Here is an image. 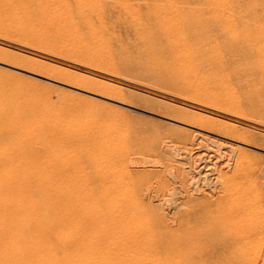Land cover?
<instances>
[{
	"label": "rangeland",
	"instance_id": "rangeland-1",
	"mask_svg": "<svg viewBox=\"0 0 264 264\" xmlns=\"http://www.w3.org/2000/svg\"><path fill=\"white\" fill-rule=\"evenodd\" d=\"M29 1L13 0L11 18L0 13V185L26 188L37 210L62 205L41 210L49 236L97 264H264V227L256 234L264 223V0ZM51 23L55 34L36 33L35 24ZM190 85L220 103L194 109ZM220 104L230 113L218 114ZM126 196L153 221L134 228L139 237L172 234L169 253L111 245L108 206ZM154 228L161 231L145 235Z\"/></svg>",
	"mask_w": 264,
	"mask_h": 264
},
{
	"label": "bare ground",
	"instance_id": "bare-ground-1",
	"mask_svg": "<svg viewBox=\"0 0 264 264\" xmlns=\"http://www.w3.org/2000/svg\"><path fill=\"white\" fill-rule=\"evenodd\" d=\"M3 1V0H2ZM1 0H0V2H2ZM14 1H16L17 2V0H14ZM30 1H32V0H30ZM29 1V2H30ZM55 1V0H54ZM109 1V0H108ZM142 1V0H141ZM165 1V0H164ZM208 1V0H207ZM216 0H214V2H215ZM219 1V0H218ZM218 1H216V2H218ZM7 2H9V5H10V7H8L7 8V10L5 11V8L6 7H4L3 9H0V13H2V16H3V13H4V15H5V17H6V15L8 16V17H10L11 18V16H13V12H10V11H8V9H12L11 8V6H13L12 4H13V0H9V1H7ZM75 2V1H74ZM142 2H144V1H142ZM170 3H171V0L169 1ZM173 2V1H172ZM206 2V1H205ZM208 2H210V1H208ZM213 2V3H214ZM258 2V1H257ZM38 3V2H37ZM150 3V2H149ZM31 4V3H30ZM144 4V3H143ZM165 4V3H164ZM214 4H216V3H214ZM217 4H220L219 2L217 3ZM6 5H7V3H6ZM17 5H18V3H17ZM155 6H156V4H154ZM161 6H163L162 4H160ZM209 5V4H208ZM1 6V5H0ZM8 6V5H7ZM20 6V5H19ZM169 6V5H168ZM171 6V5H170ZM216 6V5H215ZM217 6H219V5H217ZM21 9H20V11L19 12H21V11H23V9H22V4H21ZM58 7V6H57ZM67 7V6H66ZM144 7V6H143ZM164 7H165V5H164ZM163 7V8H164ZM220 8H221V6H219ZM237 7V6H236ZM16 8H19V7H16ZM56 8V7H55ZM161 8V7H160ZM171 8V7H170ZM37 9H39V8H37ZM60 9V8H59ZM154 9V8H153ZM166 9H168V8H166ZM31 10V9H30ZM76 10V9H75ZM157 10V9H156ZM17 11V10H16ZM29 11V10H28ZM38 11V10H37ZM122 11H123V8H122ZM30 12V11H29ZM36 12V11H35ZM137 12V11H136ZM163 12H165V14H168L166 11H163ZM171 12V11H170ZM169 12V13H170ZM24 13V12H23ZM37 13V12H36ZM30 14V13H29ZM40 14L41 15H43L41 12H40ZM209 14V13H208ZM236 14V13H235ZM21 15V14H20ZM25 15V14H24ZM38 15H39V13H38ZM156 15V14H155ZM162 15H164V14H162ZM27 16V15H26ZM167 16H169V15H167ZM166 15L164 16V18L163 19H165V17H167ZM172 16V15H171ZM240 16V15H239ZM4 17V16H3ZM33 17H34V15H33ZM113 17V16H112ZM154 17V16H153ZM236 17V16H235ZM24 18V17H23ZM26 18V17H25ZM41 18V17H40ZM47 18V17H46ZM122 18H124V17H122ZM127 18H129V17H127ZM168 18V17H167ZM2 19H4V18H2ZM8 19V18H7ZM17 19V18H16ZM125 19V18H124ZM168 19H170V17L168 18ZM6 20V19H5ZM5 20H2V22L3 21H5ZM51 20V19H50ZM157 20V18L155 19V17H154V21H156ZM167 20V19H166ZM170 20H172V19H170ZM7 21V20H6ZM39 21V19L37 20V22ZM126 21V20H125ZM135 21H137V19L135 20ZM139 19H138V22H137V25H138V23H139ZM160 21H162V20H160ZM165 21V20H164ZM172 21H174V20H172ZM15 22V21H14ZM13 22V24H16V23H14ZM119 22V21H118ZM28 23V22H27ZM47 23H48V21H47ZM160 23H163L164 25H165V22H160ZM166 23H168V21H166ZM170 23V22H169ZM168 23V24H169ZM6 24H9V22L8 23H6ZM6 24L4 23V28H6ZM12 24V23H11ZM10 24V25H11ZM52 24H54V23H51V25H45V24H38V25H34V27H36V29L35 30H37V34L42 30V31H46V32H49V34H50V29L49 28H52L53 26H52ZM141 24V23H140ZM139 24V25H140ZM154 24V23H153ZM157 25H158V23H156ZM155 24V25H156ZM167 24V25H168ZM172 24V23H171ZM170 24V25H171ZM27 25V24H26ZM136 25V26H137ZM167 25H165V27L167 28ZM52 26V27H51ZM160 26V25H159ZM163 26V25H162ZM169 26V25H168ZM172 26H173V24H172ZM172 26H170V27H172ZM174 26H175V22H174ZM164 27V26H163ZM169 27V28H170ZM211 27V26H210ZM20 28H22V27H20ZM56 28H57V26H56ZM77 28V27H76ZM169 28H167L168 30H169ZM9 29V28H8ZM26 29V28H25ZM61 29H63V28H61ZM73 29H74V27H73ZM172 29V28H171ZM5 30V29H4ZM50 30V31H49ZM59 30V29H58ZM71 30V29H70ZM75 30V29H74ZM73 30V31H74ZM172 30H174V27H173V29ZM8 31V30H7ZM30 31V30H29ZM56 31V30H55ZM55 31H51V34H53V32H54V34H55ZM63 31V30H62ZM67 31V30H66ZM68 31H69V29H68ZM77 31V30H76ZM170 31V30H169ZM168 31V32H169ZM123 32V31H122ZM151 32V31H150ZM164 32V31H163ZM167 32V33H168ZM175 32V31H174ZM108 33V32H107ZM125 33V32H124ZM131 33V32H130ZM172 33H173V31H171V35H172ZM72 34V36L74 35L73 33H71ZM76 34H77V32H76ZM91 34V33H90ZM89 34V35H90ZM127 34V33H126ZM33 35H35V34H33ZM47 35V34H46ZM64 35V34H63ZM68 35V34H67ZM78 35V34H77ZM76 35V36H77ZM124 35V34H123ZM169 35V34H168ZM13 36V35H12ZM50 37V35H47V38H49ZM51 36H53V35H51ZM90 36H92V34L90 35ZM94 36H95V34H94ZM161 36H163L164 37V35H161ZM170 36V35H169ZM44 37V36H43ZM89 37V36H88ZM46 38V37H45ZM50 38H52V37H50ZM16 39V38H15ZM34 39H37V38H34ZM94 39V38H93ZM14 40V39H13ZM38 40V39H37ZM84 40V39H83ZM86 40H87V38H86ZM96 40V39H95ZM94 40V41H95ZM138 40V39H137ZM164 40V39H163ZM5 42V41H4ZM31 42V41H30ZM32 42H34V41H32ZM45 42V41H44ZM86 42V41H85ZM165 41H163V43H164ZM171 42H173V40L171 41ZM43 43V42H42ZM47 43V42H46ZM49 43V42H48ZM83 43H84V41H83ZM132 43V42H131ZM31 44V43H30ZM161 44V43H160ZM165 44V43H164ZM58 45V44H57ZM60 45V44H59ZM70 45V44H69ZM71 45H72V43H71ZM74 45V44H73ZM19 46V45H18ZM65 46V45H64ZM78 47V46H77ZM20 48V47H19ZM23 48V47H22ZM44 48V47H43ZM61 48L63 49V47L61 46ZM66 48H67V45H66ZM61 49V50H62ZM68 49V48H67ZM72 49H73V46H72ZM76 49V48H75ZM71 50V49H70ZM69 50V51H70ZM65 51H66V49H65ZM76 51V50H75ZM78 51V50H77ZM9 52V51H8ZM72 52V51H71ZM71 52H69V54L71 53ZM79 52V51H78ZM7 53V52H6ZM74 53V52H73ZM66 54H68L67 52L65 53V55L64 56H66ZM80 54V53H79ZM80 55H82V54H80ZM159 55V54H158ZM70 56V55H69ZM168 56V54H163L162 56H159V57H167ZM56 57V56H55ZM72 57V56H71ZM76 57V56H75ZM80 57V56H79ZM78 57V58H79ZM93 57V56H92ZM74 58V57H73ZM88 58V57H87ZM86 58V59H87ZM8 59V58H7ZM33 59V58H32ZM75 59L76 58H74V59H72V60H74L75 61ZM81 59H83V58H81ZM80 59V60H81ZM89 59V58H88ZM91 59V58H90ZM89 59V60H90ZM95 59H97L96 57H95ZM63 60V59H62ZM79 60V59H78ZM92 60V59H91ZM5 61H7V60H5ZM85 60H83V62H84ZM92 61H94L95 62V60H92ZM100 61V60H99ZM102 62H104L105 63V61H103V60H101ZM18 62V61H17ZM77 62V61H76ZM97 62V61H96ZM79 63V62H78ZM84 63H86V62H84ZM14 64V63H13ZM87 64H90V63H88L87 62ZM94 64H99V63H94ZM107 64H108V62H107ZM104 65V64H103ZM108 65H110V64H108ZM107 65V66H108ZM91 66H92V63H91ZM99 66H100V64H99ZM188 65L187 64H185L184 65V68L185 67H187ZM93 67V66H92ZM94 67H96V66H94ZM101 67V66H100ZM136 67V66H135ZM31 68V67H30ZM97 68H98V66H97ZM101 68H103V67H101ZM111 68H112V66H111ZM33 69V68H32ZM197 69H199V68H197ZM47 70V69H46ZM84 70V69H83ZM230 70V69H229ZM60 71V70H59ZM95 71H97V70H95ZM101 71V70H100ZM102 71H103V69H102ZM110 71V70H109ZM199 71V70H198ZM46 72V71H45ZM106 72H107V69H106ZM114 72V71H113ZM89 73V72H88ZM100 73V72H99ZM108 74H109V72H108ZM110 76H112V71H110ZM115 74V73H114ZM97 75V74H96ZM100 75V74H99ZM116 75V74H115ZM108 76V75H107ZM102 77V76H101ZM110 78V77H109ZM109 78H107V79H109ZM113 78V77H112ZM203 78L205 79V77H204V75H203ZM111 79V78H110ZM158 79V78H157ZM166 80V79H165ZM168 80V79H167ZM116 82V81H115ZM168 84V83H167ZM107 86H109L108 84H106ZM171 85V84H170ZM79 86H82V85H79ZM190 86H192V85H190ZM111 87H114V86H111ZM238 87V86H237ZM79 88V87H78ZM199 86H197V85H193L191 88H190V92H189V90H188V93L190 94V96H192V99H194L193 101H195V102H192V99H190V101L192 102L191 104H193V106H194V104H195V106H196V104L198 105V106H200L201 104H202V102H205V101H209L210 100V102H211V100H213V101H217V103H220V101H218V100H216V99H213V97H214V93H209V92H206V91H202V90H199ZM94 89V88H93ZM241 91V90H240ZM239 91V92H240ZM187 93V92H186ZM241 93V92H240ZM115 95V94H114ZM166 96V95H165ZM183 96V95H182ZM189 96V97H190ZM239 96H240V94H239ZM216 97H217V95H216ZM215 97V98H216ZM185 98H187L186 96H185ZM221 98H223V97H219V99H221ZM229 98V97H228ZM178 99V98H177ZM205 99V100H204ZM217 99H218V97H217ZM230 99V98H229ZM186 100V99H185ZM204 100V101H203ZM224 100V99H223ZM231 100H233V99H231ZM237 100V99H236ZM239 100V99H238ZM189 101V102H190ZM228 101V100H227ZM241 101V100H240ZM187 102V101H186ZM221 102H222V99H221ZM229 102L231 103V101L229 100ZM232 102H234V101H232ZM9 103V102H8ZM183 103H184V100H183ZM209 103V102H208ZM208 103H204V104H207L208 105ZM225 103L227 104V102H226V100H225ZM188 104H190V103H188ZM212 104H214V102H212ZM221 104H223V103H221ZM219 105V110H215L216 112L217 111H219L220 112V108H221V106H222V108L224 109L225 107L223 106V105ZM181 105V104H180ZM182 105H184V104H182ZM209 105H211L210 103H209ZM215 105H218V104H215ZM225 105V104H224ZM229 106H230V104H228ZM231 105H234V103L233 104H231ZM247 105V104H246ZM10 106V105H9ZM179 106V105H178ZM185 106H187V105H185ZM227 106V105H226ZM243 106V105H242ZM203 107H204V105H203ZM213 107V106H212ZM216 107H218V106H216ZM228 107V106H227ZM233 107V106H232ZM232 107H231V109H232ZM234 107H235V105H234ZM184 108V107H183ZM189 108V107H188ZM191 108V107H190ZM192 108H194V107H192ZM198 107L196 106L194 109H197ZM207 108V107H206ZM237 108H238V106H237ZM237 108H234V109H236V111L238 110ZM246 108H247V106H246ZM178 109V108H177ZM202 109L203 108H201V111H202ZM222 109V110H223ZM189 110V109H188ZM204 110V109H203ZM208 110V109H207ZM211 110H213V109H211ZM211 110H208V111H210V113L212 112ZM221 110V111H222ZM225 110V109H224ZM224 110L222 111V112H224ZM229 110V109H228ZM228 110L227 111H225L224 113H225V115H227L226 114V112H228ZM247 110V109H246ZM246 110H244V111H246ZM189 111H191V110H189ZM194 110H192L191 111V113L193 112ZM199 111V110H198ZM214 111V110H213ZM214 111V112H215ZM236 111H235V113L233 114V116H235V114H237L238 116H239V110L237 111L238 113H236ZM241 111V110H240ZM243 110L241 111V112H243V113H245ZM200 112V111H199ZM204 112V111H203ZM234 112V111H233ZM232 112V113H233ZM218 113V112H217ZM224 113H221L222 114V116L224 115ZM229 113H230V110H229ZM228 113V116L230 117L231 115ZM231 113V114H232ZM194 114V113H193ZM196 114V113H195ZM207 113H205V115H206ZM218 114H220V113H218ZM241 114V113H240ZM191 114L189 113V115H187V117L188 116H190ZM245 114H243V117H241V116H239V117H241V118H243L244 119V117H246V118H248L247 116H244ZM248 115V114H247ZM209 116V115H208ZM215 116H217V115H215ZM221 116V115H220ZM191 118H192V115L190 116ZM213 117V116H212ZM218 117V116H217ZM227 117V116H226ZM236 117V116H235ZM252 117V116H251ZM185 118V117H184ZM197 118H199V117H197ZM208 118V117H207ZM209 118H211V117H209ZM220 118V117H219ZM237 118V117H236ZM244 119L245 121L246 120H248V119ZM188 119V118H187ZM194 119V118H193ZM204 119H205V117H204ZM216 119V118H215ZM225 119V118H224ZM227 119V118H226ZM225 119V120H226ZM242 119V120H243ZM191 120L192 119H190V121H187L188 123H190L191 124ZM210 120V119H209ZM212 120H214V119H212ZM219 120V119H218ZM230 120V119H229ZM252 120V119H251ZM193 121V120H192ZM217 120H215V122H216ZM221 121V120H220ZM228 121V120H227ZM240 122H241V120H239ZM186 122V123H187ZM195 122V121H194ZM209 122V121H208ZM207 122V123H208ZM213 122V121H212ZM215 122H213V123H215ZM232 122H233V120H232ZM231 122V123H232ZM236 122H238V119L236 120ZM247 122H249V120L248 121H246V123ZM185 123V122H184ZM187 123V124H188ZM197 123V122H196ZM196 123H195V125H196ZM212 123V124H213ZM252 123H253V121H252ZM203 124V123H202ZM211 124V123H210ZM209 124V125H210ZM222 124V123H221ZM236 124H238V123H236ZM248 124V123H247ZM194 125V124H193ZM200 125V124H199ZM223 126H224V123L222 124ZM233 125V124H232ZM244 125H246V124H244ZM253 125V124H252ZM201 126V125H200ZM220 126V129H221V125L219 124L218 125V127ZM222 126V127H223ZM204 127V126H203ZM210 128H211V126H209ZM216 127H217V125H216ZM225 127V126H224ZM233 127H234V125H233ZM232 127V129H234ZM236 127H238V126H236ZM248 127H252V126H249L248 125ZM197 128H199V126L197 127ZM213 128H215V127H213ZM212 128V129H213ZM240 128V127H239ZM239 128H237V130L239 129ZM196 129V128H195ZM200 129H201V127H200ZM204 129V128H203ZM246 129V128H245ZM235 130H236V128H235ZM247 130V129H246ZM198 131V130H197ZM213 132V131H212ZM221 132V131H220ZM250 132V131H249ZM255 134H256V132H254ZM260 133V132H259ZM200 135H202L201 133H199ZM248 134V133H247ZM206 135V134H205ZM222 136H223V134H222ZM247 136H249V135H247ZM197 137V136H196ZM193 138V137H192ZM206 138V137H205ZM199 140V139H198ZM200 141V140H199ZM201 142V141H200ZM230 142H232V141H230ZM203 143H205V142H203ZM213 143V142H212ZM222 143V142H221ZM251 143V142H250ZM261 143V142H260ZM224 144V143H223ZM252 144V143H251ZM257 144V143H256ZM167 145V144H166ZM196 145H198V144H196ZM205 145V144H204ZM209 145V144H208ZM208 145H207V148H208ZM238 145V144H237ZM259 146H260V144H258ZM153 146V145H152ZM155 146H156V144H155ZM175 146V145H174ZM154 147V146H153ZM167 147V146H166ZM171 147V146H170ZM216 147V146H215ZM226 147V146H225ZM244 147V146H243ZM246 147V146H245ZM258 147V146H257ZM168 148V147H167ZM173 148V147H172ZM172 148H171V150H172ZM202 148V147H201ZM210 148V147H209ZM15 149V148H14ZM189 149V148H188ZM192 149V148H191ZM190 149V150H191ZM203 149V148H202ZM230 149V148H229ZM238 149V148H237ZM236 149V150H237ZM186 150V149H185ZM166 151H167V149H166ZM170 150H168L167 152H169ZM236 152V151H235ZM160 153V152H159ZM170 153V152H169ZM176 153V152H175ZM189 153V152H188ZM161 154V153H160ZM159 154V155H160ZM174 154V153H173ZM191 154V153H190ZM176 156H177V154H176ZM171 157H172V155H171ZM135 158V157H134ZM199 158H201V157H199ZM142 159H144V158H142ZM172 159H174V158H172ZM148 160V159H147ZM183 160V159H182ZM133 161V160H132ZM159 161V160H158ZM170 161V160H169ZM137 162V161H136ZM148 162V161H147ZM132 163V162H131ZM135 163V162H134ZM133 163V164H134ZM149 163V162H148ZM155 163H157V161L155 162ZM160 163V162H159ZM158 163V164H159ZM182 163V162H181ZM199 163V162H198ZM139 164V163H138ZM180 164V163H179ZM184 164V163H183ZM152 165V164H151ZM178 165V164H177ZM225 165V164H224ZM145 166V165H144ZM161 166V165H160ZM192 166V165H191ZM216 166V165H215ZM203 167V166H202ZM208 167V166H207ZM219 167V166H218ZM205 168V167H204ZM183 170V169H182ZM191 170V169H190ZM213 170V169H212ZM164 171V170H163ZM213 172V171H212ZM201 174V173H200ZM220 175V174H219ZM189 176V175H188ZM192 176V175H191ZM212 176V175H211ZM114 177H115V175H114ZM159 177V176H158ZM116 178V177H115ZM221 178V177H220ZM88 179H89V177H88ZM90 180V179H89ZM114 180V179H113ZM194 180V179H193ZM117 181H118V183H119V180L117 179ZM200 181V180H199ZM90 182V181H89ZM114 183V182H113ZM114 184H116V183H114ZM119 185H121L120 183H119ZM119 185H117V187L116 188H119L118 186ZM203 185V184H202ZM39 186H41V185H39ZM112 186V185H111ZM114 186V185H113ZM116 186V185H115ZM122 186H123V184H122ZM36 187H38V186H36ZM116 188H114L113 187V189H115L116 190ZM122 187H120V189H121ZM123 188H124V186H123ZM201 188V187H200ZM112 189V190H113ZM196 189V188H195ZM37 190V189H36ZM40 190V191H39ZM42 190H44L43 188H42ZM115 190H114V194H112L113 192H111V195H116V192H115ZM119 190V189H118ZM124 190H125V188H124ZM150 190V189H149ZM148 190V191H149ZM167 190V189H166ZM35 191V190H34ZM40 192L41 193V188L39 187V189L36 191V192ZM122 191V190H121ZM38 192V193H39ZM118 192V191H117ZM175 192V191H174ZM194 192V191H193ZM198 192V191H197ZM35 193V192H34ZM38 193H35L36 195H38ZM43 193H44V191H43ZM121 193V192H120ZM129 193H131V192H129ZM153 193V192H152ZM192 193V192H191ZM171 194V193H170ZM196 194V193H195ZM39 195H42V194H39ZM123 195V194H122ZM126 195H128V198H130L131 199V196H132V193H131V196H130V194H126ZM192 195V194H191ZM32 196L33 195H31V192L30 191H28L26 188H23V187H20V186H15V187H10V188H8V187H3L2 185H0V264H97V261H96V258H95V256H91V255H86V256H84L83 254H81L80 252H77L78 253V258H77V256L76 257H74L72 254H70V253H68V251L66 252V251H64L63 250V248L60 246V247H58L57 245H61V244H58V242H59V239H61V238H59V236H57V238H54V236H49V234L51 233V231L49 230V228H47V225H46V223H45V218H44V214H43V212L41 211L42 209L44 210V208L47 206V205H52L49 201H47V202H49V204L47 203V205L45 206V205H43V203H42V205H43V208L41 209V210H37L34 206V204H33V202H32ZM43 196H45V195H42V197ZM98 196V195H97ZM117 196H118V193H117ZM124 196H125V194H124ZM133 196H135V195H133ZM143 196V195H142ZM155 196V198H156V196L157 195H154ZM213 196V195H212ZM38 197H40L41 198V196H38ZM116 197V196H115ZM121 197V196H120ZM145 197V196H144ZM34 198V197H33ZM37 198V197H36ZM35 198V199H36ZM119 198V197H118ZM127 198V196H126V200L128 199ZM210 198V197H209ZM41 199H46V198H41ZM85 199V198H84ZM115 199V198H114ZM130 199H128V201H130V203H131V201L132 200H130ZM166 199V198H165ZM201 199V198H200ZM203 199V198H202ZM47 200V199H46ZM46 200H43L44 201V204H45V201ZM107 200V199H106ZM117 200V199H116ZM137 200V199H136ZM135 199L133 200V201H136ZM38 201H39V199H38ZM66 201V200H65ZM111 201H112V199H111ZM121 201V200H120ZM120 201H113L112 203H110V205L112 206H108V208H111V210H112V212H113V214H112V212L111 211H109L111 214H112V217H111V215H109V216H107V217H111V218H109L110 219V221L108 222V227H107V231H108V233L109 234H107L108 236H109V240H110V243H111V245H117L120 249H122L123 250V252H124V250H126V251H130V252H138V251H141V252H150L151 254H150V256H152V254H155V253H157V252H160L159 250H163V251H166V252H168V251H171L175 246H174V244H175V242L173 241V239L171 238V236H172V234H166V236H165V234L163 235L162 234V232L160 233L161 234V236H159V238L156 240V239H152V237H139V232L138 231H136V230H134V228H136L137 229V227L139 228L141 225L143 226L144 224H142L143 222L144 223H147V225H149L148 224V222H153L152 220H150V221H148L146 218L145 219H143V215L144 214H146L145 212H143L142 211V209L141 208H143L144 209V205L140 208V203H138L137 205L135 204V203H131V204H129L128 205V201H127V203H125L124 202V200H122V202H120ZM138 201V200H137ZM40 203L42 202V201H39ZM54 202V201H53ZM57 202V201H56ZM140 202V201H139ZM40 203H38V204H40ZM55 203V202H54ZM61 203L62 202H60V204H59V202L57 203V205L58 206H60L61 205ZM68 203V202H67ZM102 203V202H101ZM127 204V205H125V204ZM36 204V203H35ZM63 204V203H62ZM160 204V203H159ZM162 204V203H161ZM164 204V203H163ZM167 204V203H166ZM41 205V204H40ZM40 205H39V209H40ZM53 205H55V204H53ZM53 205H52V207H53ZM67 205V204H66ZM66 205H65V207H66ZM109 205V204H108ZM45 206V207H44ZM62 206V205H61ZM60 206V207H61ZM70 206V204H68V206L66 207V209L68 208H70L69 210L71 211V208H73L74 209V207H76L75 205L73 206V207H69ZM97 206V205H96ZM95 206V207H96ZM101 206V205H100ZM99 206V207H100ZM176 206V205H175ZM38 207V206H37ZM51 207V206H50ZM49 207V208H50ZM55 207V206H54ZM53 207V208H54ZM60 207H55L56 209L57 208H59V209H61L62 211H64L63 209L64 208H60ZM90 207H93V206H89V208ZM102 207V206H101ZM148 207V206H147ZM87 208V207H86ZM97 208V207H96ZM95 208V209H96ZM146 208V207H145ZM67 209V210H68ZM78 209V208H77ZM82 209V208H81ZM98 209V208H97ZM96 209V210H97ZM99 209H101V208H99ZM206 209V208H205ZM46 210H48V209H46ZM52 210H54V209H51V210H49L50 211V213H51V211ZM58 210V209H57ZM67 210H65V212L67 211ZM90 210H91V208H90ZM108 210H110V209H108ZM145 210V209H144ZM49 211H47L48 213H49ZM73 211V210H72ZM75 211H78V210H76L75 209ZM92 211V210H91ZM91 211H89V213H88V216H90L91 214H90V212ZM93 211H94V213L93 214H95L96 212H95V210L93 209ZM47 212H45V214L47 213ZM53 212V211H52ZM56 211H54V213H55ZM58 212H61L60 210L58 211ZM64 212V213H65ZM109 212H107V213H109ZM143 212V213H142ZM53 213V214H54ZM61 213H63V212H61ZM60 213V214H61ZM73 213V212H72ZM77 213V212H76ZM109 213V214H110ZM151 213V212H150ZM160 213V212H159ZM53 214L51 213V215L53 216ZM57 213H55V215L54 216H59V214H57ZM75 214V213H74ZM93 214L91 215V216H93ZM143 214V215H142ZM147 214H148V212H147ZM47 215H50V214H47ZM47 215H45V216H47ZM51 215H50V217H48V218H52L51 217ZM62 215V214H61ZM63 215H65V214H63ZM77 215H78V213H77ZM86 215H87V213H86ZM96 215V214H95ZM94 215V216H95ZM149 215V214H148ZM156 215V214H155ZM53 216V219H55V217ZM70 216V215H69ZM68 216V217H69ZM72 216V215H71ZM87 216V217H88ZM147 216V215H146ZM145 216V217H146ZM157 216V217H156ZM155 217H156V219L158 218V220H159V215L157 214ZM60 217V216H59ZM58 217V218H59ZM62 217V216H61ZM78 216H75L74 218H77ZM148 217V216H147ZM74 218H73V221H74ZM90 218V217H89ZM153 219L152 217H150V215H149V219ZM91 219H93L92 217H91ZM108 219V218H107ZM108 219V220H109ZM51 219H49V221H50ZM56 220H57V218H56ZM62 220V219H61ZM70 220V219H69ZM95 220H96V218H95ZM153 220H155V219H153ZM262 221V220H261ZM53 223V220L52 221H50V223ZM55 222V221H54ZM150 222V223H151ZM156 222V221H155ZM262 222H264V221H262ZM261 222V223H262ZM185 223V222H184ZM107 224V223H106ZM152 224V223H151ZM150 224V225H151ZM210 224V223H209ZM55 225H57V224H55ZM146 225V226H147ZM150 225L148 226L149 228H151L150 227ZM153 225H154V223H153ZM213 225V224H212ZM48 227H49V225H48ZM164 227V226H163ZM263 227H264V223H262L260 226H259V228L257 229V236L259 237V238H257V239H260V237H261V234L263 233L262 231H263ZM143 228V227H142ZM141 228V229H142ZM228 228V227H227ZM50 229H54V228H50ZM144 229V230H143ZM142 230H143V232H145V228H143ZM152 229V228H151ZM141 230V231H142ZM148 229L146 228V231H147ZM150 230V229H149ZM229 230V229H228ZM53 231H55V230H53ZM155 231H157V232H160L161 230H158V229H155L154 228V231H152V233L150 232V234H145V235H149V236H154L155 234H153ZM164 231H167V230H164ZM163 231V232H164ZM173 231V230H172ZM143 232H141L142 234H143ZM148 232V231H147ZM168 232V231H167ZM53 233V232H52ZM61 233H64L63 231L61 232ZM146 233V232H145ZM156 233V232H155ZM166 233V232H165ZM222 233V232H221ZM196 234V233H195ZM199 234V233H198ZM52 235V234H51ZM59 235H64V234H59ZM157 235V234H156ZM55 236H56V234H55ZM200 236V235H199ZM61 237V236H60ZM52 238H54L55 239V241H54V239H52ZM59 238V239H58ZM63 239V238H62ZM57 240V241H56ZM210 240V239H209ZM232 240V239H231ZM256 240V239H255ZM61 242H62V240H61ZM256 242H257V240H256ZM212 244V243H211ZM253 244V243H252ZM62 245H63V243H62ZM179 245V244H178ZM64 246V245H63ZM67 246V245H66ZM176 246H177V243H176ZM68 248H69V246H67ZM72 248V247H71ZM71 248H70V250H71ZM140 252V253H141ZM165 252V253H166ZM140 253H139V255H140ZM169 253V252H168ZM83 255V256H82ZM132 255V254H131ZM231 255V254H230ZM236 255V254H235ZM145 257V256H144ZM126 259V258H125ZM142 259V258H141ZM235 259V258H234ZM121 259H115V260H113L112 262H105V263H103V264H120V261ZM130 261V260H129ZM211 262V261H210ZM240 262V261H239ZM169 263V262H168ZM125 264H144L142 261H139V262H137V263H125ZM156 264H159V262H157ZM231 264V263H230Z\"/></svg>",
	"mask_w": 264,
	"mask_h": 264
}]
</instances>
